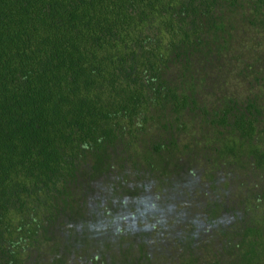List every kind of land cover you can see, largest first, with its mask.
I'll use <instances>...</instances> for the list:
<instances>
[{
    "label": "trees",
    "instance_id": "16d2710c",
    "mask_svg": "<svg viewBox=\"0 0 264 264\" xmlns=\"http://www.w3.org/2000/svg\"><path fill=\"white\" fill-rule=\"evenodd\" d=\"M80 255L264 264V0H0V264Z\"/></svg>",
    "mask_w": 264,
    "mask_h": 264
},
{
    "label": "rangeland",
    "instance_id": "374dc122",
    "mask_svg": "<svg viewBox=\"0 0 264 264\" xmlns=\"http://www.w3.org/2000/svg\"><path fill=\"white\" fill-rule=\"evenodd\" d=\"M223 68H225L226 70L228 71H231L232 72V65H230L229 63H223ZM208 73H210V69L208 70ZM236 81L235 80H228V83L226 85H222L221 86V89L225 90L227 93L228 89H230L231 87H233L234 83ZM207 90V92L209 93V88H205ZM205 91V90H204ZM229 92V91H228ZM165 234L162 233L159 235V238L162 239V237L164 236ZM166 236V235H165ZM164 240V239H162ZM166 240V239H165ZM164 240V241H165ZM159 253H157L158 255ZM85 255H80V256H74L72 258H70V263L72 262V264H89V261L87 260L88 258L87 257H84Z\"/></svg>",
    "mask_w": 264,
    "mask_h": 264
}]
</instances>
